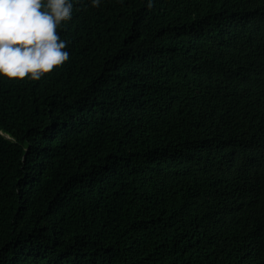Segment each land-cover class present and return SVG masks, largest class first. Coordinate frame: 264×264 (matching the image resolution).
Masks as SVG:
<instances>
[{
    "label": "trees",
    "instance_id": "16d2710c",
    "mask_svg": "<svg viewBox=\"0 0 264 264\" xmlns=\"http://www.w3.org/2000/svg\"><path fill=\"white\" fill-rule=\"evenodd\" d=\"M149 2L0 75V264H264V0Z\"/></svg>",
    "mask_w": 264,
    "mask_h": 264
},
{
    "label": "clouds",
    "instance_id": "9594fccd",
    "mask_svg": "<svg viewBox=\"0 0 264 264\" xmlns=\"http://www.w3.org/2000/svg\"><path fill=\"white\" fill-rule=\"evenodd\" d=\"M91 3L98 7L100 0ZM72 9V0H0V75L39 81L62 67L70 54L58 29Z\"/></svg>",
    "mask_w": 264,
    "mask_h": 264
},
{
    "label": "bare ground",
    "instance_id": "6f19581e",
    "mask_svg": "<svg viewBox=\"0 0 264 264\" xmlns=\"http://www.w3.org/2000/svg\"><path fill=\"white\" fill-rule=\"evenodd\" d=\"M263 181H264V180H263ZM253 186H254V185H253ZM253 186H252V187H253ZM255 186H256V185H255ZM255 186H254V187H255ZM245 188H246V187H245ZM245 188H244V189H245ZM261 188H262V187H261ZM242 189H243V188H242ZM256 189H257V187H256ZM245 190H246V189H245ZM258 190H260V188H259ZM254 191H255V190H254ZM261 194H262V193H261ZM218 228H219V227H218ZM222 229H223V227H222ZM262 235H263V234H262Z\"/></svg>",
    "mask_w": 264,
    "mask_h": 264
}]
</instances>
